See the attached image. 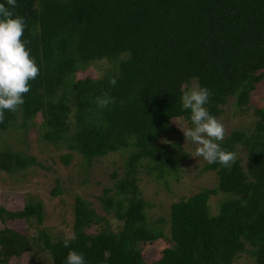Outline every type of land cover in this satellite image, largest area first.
Returning <instances> with one entry per match:
<instances>
[{
  "label": "trees",
  "instance_id": "16d2710c",
  "mask_svg": "<svg viewBox=\"0 0 264 264\" xmlns=\"http://www.w3.org/2000/svg\"><path fill=\"white\" fill-rule=\"evenodd\" d=\"M5 3L6 0H0ZM14 13L24 18V40L40 68L17 113L5 112L0 136L37 113L45 130L42 140L64 144L87 163L109 153L127 150L122 175L113 191L97 198L106 213L121 222L120 230L101 229L89 206L79 198L73 205L72 233L76 239L64 247L65 237L51 240L41 228L34 248L10 229L0 230V264L27 255L47 253L50 264H65L70 250L82 253L86 264H232L247 254L264 264V107L253 111L250 132L232 131L221 147L246 153L243 169L237 159L231 169L206 164L216 186L174 202L169 207L167 236L145 223L147 207L138 198L137 168L145 163L156 179L175 175L185 156L175 158L171 145H156L173 132L170 121L190 119L182 109L183 85L207 87L212 95L205 105L215 117L228 98L236 106L247 103L254 86L264 78V0H16ZM113 63L101 78L75 79L87 64ZM115 78L116 86L109 80ZM107 92L115 103L97 106ZM67 103L69 104L67 106ZM75 111H72V109ZM62 162L67 164L68 156ZM35 164L31 157L4 148L0 172L12 174ZM221 194L216 213L207 206L210 196ZM55 188L51 195H57ZM42 205L26 200L21 210L0 207V223L31 219L42 221ZM166 226V225H165ZM163 242L158 257L146 262L142 244Z\"/></svg>",
  "mask_w": 264,
  "mask_h": 264
},
{
  "label": "rangeland",
  "instance_id": "374dc122",
  "mask_svg": "<svg viewBox=\"0 0 264 264\" xmlns=\"http://www.w3.org/2000/svg\"><path fill=\"white\" fill-rule=\"evenodd\" d=\"M113 63L99 60L87 64L78 70L75 79L101 78L110 73ZM195 84L191 82L189 86ZM69 104L67 103V106ZM264 107V78L254 86L248 95L247 103L238 108L235 98H228L221 107V114L216 118L221 120L226 128V135L232 131L250 132L254 122L253 111ZM42 117L37 113L26 122L25 128L16 127L7 134L0 136V151L4 148L18 152L24 157H31L35 164L25 170L5 174L0 172V207L9 212L21 210L26 200L39 202L42 205V221L37 225L33 219L28 222L22 220L5 221L0 223V230L10 229L25 236L29 243L37 248L38 231L42 228L51 240L68 238L72 233L73 205L75 198L84 201L93 210L97 218H101L97 225L86 229V233H96L101 229L110 232L120 230L121 222L116 221L112 213H106L97 198L102 195L103 189L112 193L114 180L113 172L117 178L122 175V164L127 156V150L109 153L103 157L93 159L87 164L80 155L69 151L64 144H51L42 140L45 127ZM173 132L163 134L156 139V145H171L175 158L182 154L185 159L175 166L176 174L156 179L154 173H148L145 163L137 168L136 185L138 198L146 203L144 209L145 223L152 230H161L167 236L168 213L172 203L192 196L203 189H213L216 186L214 172L203 171L207 164L202 158H192L196 147L191 142H185L182 126H191L190 119L181 118L170 121ZM234 152L240 166L245 169V150L236 146ZM68 156L67 164L62 157ZM58 190L57 195H51L53 189ZM224 199L221 194L212 195L207 201L209 213H216L218 203ZM166 225V226H165ZM142 257L146 262L155 260L164 243L142 244ZM40 259H29L25 254L21 257L11 258L7 264H50L47 253H40ZM232 264H254L247 254H241L233 260Z\"/></svg>",
  "mask_w": 264,
  "mask_h": 264
},
{
  "label": "clouds",
  "instance_id": "9594fccd",
  "mask_svg": "<svg viewBox=\"0 0 264 264\" xmlns=\"http://www.w3.org/2000/svg\"><path fill=\"white\" fill-rule=\"evenodd\" d=\"M6 4L0 3V123L5 120L6 111L17 113L21 110L25 103L24 96L31 90L30 82L40 75V68L23 38L26 22L14 13L18 6L16 0H6ZM116 83L115 78L109 80L112 87ZM182 88V109L190 112L191 126L179 129L185 142L196 146L192 158H202L208 164L218 163L231 169L238 154L221 147L226 137L225 125L205 107L210 102L211 91L198 83L183 85ZM96 103L98 107L106 108L115 103V98L105 92L96 98ZM75 239V234H71L64 241V247L68 248L70 241ZM65 264H86V261L82 253L70 250Z\"/></svg>",
  "mask_w": 264,
  "mask_h": 264
}]
</instances>
